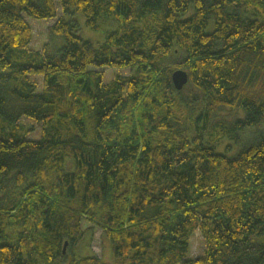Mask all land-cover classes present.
I'll list each match as a JSON object with an SVG mask.
<instances>
[{"label": "trees", "instance_id": "1", "mask_svg": "<svg viewBox=\"0 0 264 264\" xmlns=\"http://www.w3.org/2000/svg\"><path fill=\"white\" fill-rule=\"evenodd\" d=\"M95 228L113 264H264V0H0V264H105Z\"/></svg>", "mask_w": 264, "mask_h": 264}, {"label": "rangeland", "instance_id": "2", "mask_svg": "<svg viewBox=\"0 0 264 264\" xmlns=\"http://www.w3.org/2000/svg\"><path fill=\"white\" fill-rule=\"evenodd\" d=\"M57 12L58 16L61 15V10L59 6L57 5ZM74 18L76 19L80 34L84 38H88L92 41H101L104 37V29L105 27H102L100 30H92L89 27H87L84 23V17L81 13L74 14ZM29 26L31 27L32 31V39L29 44V48L33 49H41L43 44L47 42V28L51 24L54 23L55 19H36V18H30L26 17ZM103 74L105 76L106 80H110L113 78V76L117 73L120 74H126L128 70L125 68H114V67H105L102 69ZM34 77V76H33ZM34 78L40 79V77L35 76ZM232 113H236V111H231L229 108H221L216 113V119H228L231 117ZM237 118H242V113H239V116ZM24 125L31 127L32 130L27 133L28 138L38 139L40 137V125L35 124L33 121L29 119L22 118L20 120ZM258 132L253 127L248 128L245 133L240 135L239 141L234 142L229 139H224L225 144L221 147L219 146L217 148V152L225 153L228 156L233 155L236 153L244 144L251 141L252 139H255L258 137ZM230 145L231 147L234 146L233 150H226V146ZM90 226V224L86 221H82V228H87ZM191 246L189 251V257L195 258L199 256L204 248V244L202 241V238L198 232H196L192 238H191ZM66 247V245H65ZM65 249V248H64ZM68 250V249H67ZM70 251L74 252L75 255H84V254H96L100 258H102L103 262L105 264H113L112 263V254L110 245L108 242L101 237V231L98 228H95L93 231V234L90 235L89 233H86L85 236L80 240V242L77 244L76 247H73L70 249ZM69 251V252H70ZM69 255V254H68ZM69 260V257H67L66 262Z\"/></svg>", "mask_w": 264, "mask_h": 264}, {"label": "water", "instance_id": "3", "mask_svg": "<svg viewBox=\"0 0 264 264\" xmlns=\"http://www.w3.org/2000/svg\"><path fill=\"white\" fill-rule=\"evenodd\" d=\"M188 75L185 70L183 69H176L171 73V81L173 83V86L176 90H180L183 88V86L187 83ZM66 242L63 246V252L65 248Z\"/></svg>", "mask_w": 264, "mask_h": 264}]
</instances>
